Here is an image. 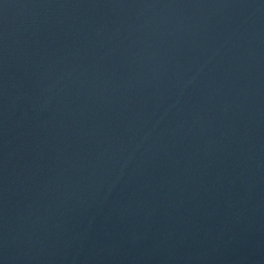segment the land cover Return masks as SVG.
<instances>
[{"label":"water","instance_id":"95a60500","mask_svg":"<svg viewBox=\"0 0 264 264\" xmlns=\"http://www.w3.org/2000/svg\"><path fill=\"white\" fill-rule=\"evenodd\" d=\"M0 264H264V0H0Z\"/></svg>","mask_w":264,"mask_h":264}]
</instances>
